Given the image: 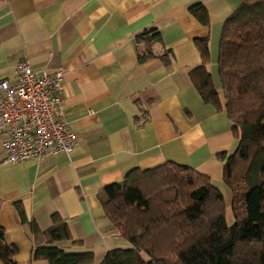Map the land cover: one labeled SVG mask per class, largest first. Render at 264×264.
I'll return each instance as SVG.
<instances>
[{"label": "crops", "instance_id": "crops-1", "mask_svg": "<svg viewBox=\"0 0 264 264\" xmlns=\"http://www.w3.org/2000/svg\"><path fill=\"white\" fill-rule=\"evenodd\" d=\"M239 4L0 0V80L15 82L22 61L34 72L61 69V118L78 140L70 155L3 163L0 138V227L17 250V264H46L33 259L46 240L33 233L30 222L45 230L53 214L80 241L57 246L68 253L92 252L91 264H99L108 250L129 247L105 218L98 195L133 169L185 165L229 197L216 155L236 146L231 123L223 111L202 102L188 73L201 63L195 41L207 39V67L223 104L218 45L224 21ZM195 5L206 10L207 26L191 14ZM150 28L160 41L145 45L140 34ZM148 51L152 57L140 61ZM167 53L169 63L163 61Z\"/></svg>", "mask_w": 264, "mask_h": 264}, {"label": "trees", "instance_id": "trees-1", "mask_svg": "<svg viewBox=\"0 0 264 264\" xmlns=\"http://www.w3.org/2000/svg\"><path fill=\"white\" fill-rule=\"evenodd\" d=\"M190 11L201 25L209 24L204 7L195 5ZM140 38L145 45L160 41L155 28ZM195 45L201 63L189 71V79L203 103L226 114L236 140L230 154L216 155L223 163L232 222L226 223L225 198L206 175L173 162L133 169L98 195L111 228L129 244L108 250L99 264H264V0H240L223 23L216 62L223 104L207 67V39ZM149 57L150 51L139 60ZM16 210L25 221L20 204ZM30 226L46 240L35 248L34 260L94 262L90 251L68 253L57 246L65 241L80 244L71 239L59 215H51L45 230L33 221ZM16 252L0 227V262L17 264Z\"/></svg>", "mask_w": 264, "mask_h": 264}, {"label": "built area", "instance_id": "built-area-1", "mask_svg": "<svg viewBox=\"0 0 264 264\" xmlns=\"http://www.w3.org/2000/svg\"><path fill=\"white\" fill-rule=\"evenodd\" d=\"M61 69L34 72L27 61L16 66V81L0 80V138L3 163L70 155L76 135L61 118Z\"/></svg>", "mask_w": 264, "mask_h": 264}, {"label": "rangeland", "instance_id": "rangeland-1", "mask_svg": "<svg viewBox=\"0 0 264 264\" xmlns=\"http://www.w3.org/2000/svg\"><path fill=\"white\" fill-rule=\"evenodd\" d=\"M225 201L227 203V209H226V212H225L226 223L227 224H231V222H232V216H231L230 209H229L230 197H226L225 198Z\"/></svg>", "mask_w": 264, "mask_h": 264}]
</instances>
